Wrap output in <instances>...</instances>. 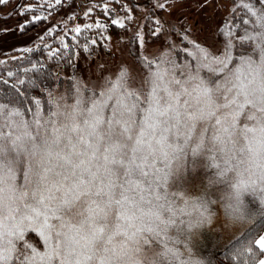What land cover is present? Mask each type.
Segmentation results:
<instances>
[{
    "label": "snow or ice",
    "instance_id": "obj_1",
    "mask_svg": "<svg viewBox=\"0 0 264 264\" xmlns=\"http://www.w3.org/2000/svg\"><path fill=\"white\" fill-rule=\"evenodd\" d=\"M240 6L215 51L183 35L91 85L60 68L56 84L0 78V264H212L197 246L216 204L229 223L264 219V0ZM253 243L264 232L233 247L237 264Z\"/></svg>",
    "mask_w": 264,
    "mask_h": 264
},
{
    "label": "rangeland",
    "instance_id": "obj_2",
    "mask_svg": "<svg viewBox=\"0 0 264 264\" xmlns=\"http://www.w3.org/2000/svg\"><path fill=\"white\" fill-rule=\"evenodd\" d=\"M28 0H2L0 2V58L6 53L13 52L18 49H23L31 46H36L39 38L46 32L52 31L56 27L66 28L72 26L74 29L77 25H97L104 24L108 21L104 14L98 13L96 8L101 7V11L110 16V20L114 22L120 19L125 23L122 13L116 9L119 0H65L60 9H49V5L54 4V0H43L42 9L45 10L46 22L38 28L26 33L19 32V26L25 20L23 14L19 11L20 7L29 5ZM100 1V2H96ZM239 0H151L155 8H161L159 14H156L154 19L159 21L157 28L163 29L164 39L158 42H153L152 39H145L142 24L143 17H136L131 24L126 25V28L120 30V34H114L111 30L105 31V47L103 51H97L90 57H77L76 66L79 72L75 74L89 85L99 83L106 73H115L120 65H132L137 61L133 57L130 48L128 47V39L136 35L139 40V48H131L135 52L143 53L145 56L154 57L159 54L162 48L168 47L163 41L170 38L177 45L186 42L182 39L186 35L189 40H197L201 43L213 45L215 51L218 44H221L220 27L226 23L230 17L231 11L234 9L235 2ZM108 7L105 8L104 6ZM164 5V7H159ZM47 7V8H46ZM91 9V11H89ZM90 12V13H89ZM84 19L79 21L73 16L76 14H84ZM122 24V25H123ZM120 25V24H118ZM121 25V26H122ZM156 28V29H157ZM141 38L143 43H141ZM188 45V44H187ZM133 87L140 86V79L134 76L131 80ZM59 91V90H58ZM214 171V168L201 169L200 175L193 181L194 188H203L207 183V175ZM193 194H196L195 192ZM245 199L250 208H258L259 201L251 193L245 194ZM216 218L213 223L206 229H210L215 233V236L225 244L235 238L244 229L254 224L244 221L237 223H229L224 216L223 208L215 205ZM257 216L256 218H258ZM259 235V234H258ZM31 239V237H28ZM42 248L43 243L39 238ZM200 251L206 246L198 247ZM233 249V248H232ZM231 249V250H232ZM261 258V257H260ZM259 258V259H260ZM258 259V260H259Z\"/></svg>",
    "mask_w": 264,
    "mask_h": 264
},
{
    "label": "trees",
    "instance_id": "obj_3",
    "mask_svg": "<svg viewBox=\"0 0 264 264\" xmlns=\"http://www.w3.org/2000/svg\"><path fill=\"white\" fill-rule=\"evenodd\" d=\"M52 1V0H51ZM65 0H54L53 5H49L48 8L55 10L60 9ZM101 1V0H100ZM96 1V2H100ZM29 5H33L32 8L27 9L22 14L25 17L24 21H28L24 24L23 28H19L20 33H26L28 31L34 30L46 22L45 7L43 5V0H28ZM116 9L118 12L122 13L125 23L122 26L118 25L110 20V16L101 11V7L96 8L98 13L104 14L108 21L104 24L91 25V27H81V31L77 33L72 26L66 28L56 27L52 31L46 32L43 36L39 38L36 46H31L23 49H18L10 53H6L2 58H0V78L12 79L13 81L19 79L21 76L27 77H37L38 82L46 81L49 84H56L55 74L53 77L49 78L47 76L48 72H52L54 69L60 68L63 77H72L73 74L79 72L76 66L77 57H90L97 51H103L105 47V31L107 29L111 30L114 34H120L122 28H126L128 24H131L133 19L138 17H143L144 23L142 24V30L145 39H152L153 42H158L161 37L164 39L163 29L159 33L156 32L158 26L157 20L154 19L156 14H159L161 8H155L151 0H119ZM234 9L231 11L230 17L226 23H223L220 27L221 33L219 37L221 38V44L224 42V30L229 26V21H235L237 16H239L243 9L240 6V0L235 2ZM47 8V7H46ZM90 13V12H89ZM39 16L40 19L32 20V16ZM84 14H76L79 21L84 19ZM86 16V15H85ZM23 21V22H24ZM22 22V24H23ZM241 32H237L236 35H241ZM75 37V39H73ZM169 39V38H168ZM95 41V43H93ZM168 41V40H167ZM163 41L162 43H167ZM67 44L68 47L65 48L64 45ZM188 42L184 43V47H188ZM218 44V47L221 45ZM87 45V48L84 47ZM128 47L130 48L133 57L138 58L141 53L135 52L131 48H139V40L136 35L128 39ZM217 47V48H218ZM240 45L237 43V48ZM163 49V48H162ZM143 54V53H142ZM144 55V54H143ZM181 55H183L181 53ZM157 56V55H156ZM155 57V56H154ZM32 63H41V70H33L29 66ZM27 69V72L25 71ZM13 73L12 77H8V73ZM70 79H59L58 90L63 92L66 87L70 86ZM24 88H29V85L25 83ZM41 87L31 89V94L36 96H41L44 98V94L41 91ZM0 88L6 90V85L0 84ZM6 130V129H5ZM264 229V219L261 217L256 218L253 225L244 229L235 238L230 240L223 247V242L215 236V233L210 229H203L202 239L204 243L198 245L197 247L206 246V248L200 252L210 255L212 264H237V258L232 255V248L237 245L241 240H247L252 237L253 239L258 236V234ZM31 241H33L36 246H39V237L34 232L29 233ZM253 253L247 255L248 264H256L258 259L262 256V250L258 245L252 244ZM244 257H240V264H244Z\"/></svg>",
    "mask_w": 264,
    "mask_h": 264
},
{
    "label": "crops",
    "instance_id": "obj_4",
    "mask_svg": "<svg viewBox=\"0 0 264 264\" xmlns=\"http://www.w3.org/2000/svg\"><path fill=\"white\" fill-rule=\"evenodd\" d=\"M261 232H264V229H263ZM261 232H260V233H261ZM260 233H259V234H260ZM262 256H264V250H262ZM262 256H261V257H262ZM256 264H257V263H256Z\"/></svg>",
    "mask_w": 264,
    "mask_h": 264
}]
</instances>
